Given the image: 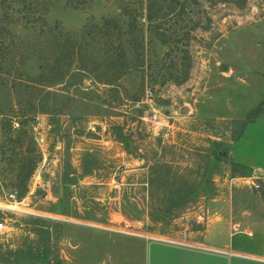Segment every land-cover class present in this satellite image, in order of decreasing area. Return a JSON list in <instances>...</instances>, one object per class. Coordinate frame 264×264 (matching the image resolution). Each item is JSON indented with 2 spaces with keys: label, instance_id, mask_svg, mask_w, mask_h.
<instances>
[{
  "label": "rangeland",
  "instance_id": "rangeland-1",
  "mask_svg": "<svg viewBox=\"0 0 264 264\" xmlns=\"http://www.w3.org/2000/svg\"><path fill=\"white\" fill-rule=\"evenodd\" d=\"M178 1L149 22L146 0H50L48 25L26 26L17 0H0V205L13 192L21 211L7 215L0 264H109L116 236L181 241L220 190L246 222H264V182L231 161L245 125L264 118V0ZM104 18L122 32L135 19L142 44L121 88L73 58L82 44L110 59L119 40L100 33Z\"/></svg>",
  "mask_w": 264,
  "mask_h": 264
},
{
  "label": "crops",
  "instance_id": "crops-1",
  "mask_svg": "<svg viewBox=\"0 0 264 264\" xmlns=\"http://www.w3.org/2000/svg\"><path fill=\"white\" fill-rule=\"evenodd\" d=\"M231 161L264 182V118L245 126ZM220 195L205 206L202 229L181 241L114 237L109 264H264V222H246L234 210L232 193Z\"/></svg>",
  "mask_w": 264,
  "mask_h": 264
},
{
  "label": "trees",
  "instance_id": "trees-1",
  "mask_svg": "<svg viewBox=\"0 0 264 264\" xmlns=\"http://www.w3.org/2000/svg\"><path fill=\"white\" fill-rule=\"evenodd\" d=\"M94 0H66V6L73 9H85L91 5ZM167 0H146V10H147V20L149 22L156 21L158 18L163 15L164 3ZM176 6H182L183 2L178 0H169ZM210 2H218L222 4H234L243 8L248 0H208ZM17 3L20 6V13L23 14L26 26H35L37 24L42 26H47L46 14L49 11L50 0H17ZM169 13H173L176 8L173 6L169 7ZM132 17V15H131ZM157 27V26H156ZM97 29V27L95 28ZM137 30L136 20L133 19L129 25L126 32H122L121 27L114 19L104 18L100 33H103L105 36L114 37L115 33L118 36L117 46L113 43L111 47H107L109 60L103 62H96L91 57H89L84 50L83 45H74L72 47L74 62L77 66V71L82 75L94 76L96 83L99 85H106L115 88H121L119 84L120 80L126 76L133 68L141 67V49L142 44H140L137 39L134 37ZM133 36L132 48L135 50L136 62L130 64L127 62L128 56L127 52L122 45V36L123 35ZM8 35H11L8 32ZM162 35V34H161ZM63 75V74H62ZM61 80L57 81L56 84H62ZM248 124V123H247ZM246 124V125H247ZM245 125V126H246ZM245 128V127H244ZM243 128V129H244ZM238 140V139H237ZM236 140V141H237ZM233 169L242 168L246 169L249 172L252 170L248 169L244 165L237 164L232 162ZM237 172V171H235Z\"/></svg>",
  "mask_w": 264,
  "mask_h": 264
},
{
  "label": "built area",
  "instance_id": "built-area-1",
  "mask_svg": "<svg viewBox=\"0 0 264 264\" xmlns=\"http://www.w3.org/2000/svg\"><path fill=\"white\" fill-rule=\"evenodd\" d=\"M15 127L18 128L19 124H15ZM6 198V202L9 205L1 204L0 206V212L2 213V217H0V236L6 234L9 230H14L15 228L16 222L12 218L7 216L8 213L16 214L15 212H21L20 210H14V207L10 206V204L18 203L16 193L10 192L9 194H7Z\"/></svg>",
  "mask_w": 264,
  "mask_h": 264
},
{
  "label": "water",
  "instance_id": "water-1",
  "mask_svg": "<svg viewBox=\"0 0 264 264\" xmlns=\"http://www.w3.org/2000/svg\"><path fill=\"white\" fill-rule=\"evenodd\" d=\"M225 69H226V66H222V67H221V71H224ZM188 111H189V109L184 108V109L182 110V113H183V114H187ZM256 174H257V175H261V176L263 175V173H261V172H256Z\"/></svg>",
  "mask_w": 264,
  "mask_h": 264
},
{
  "label": "bare ground",
  "instance_id": "bare-ground-1",
  "mask_svg": "<svg viewBox=\"0 0 264 264\" xmlns=\"http://www.w3.org/2000/svg\"><path fill=\"white\" fill-rule=\"evenodd\" d=\"M1 206V205H0ZM14 210H17L16 208H13Z\"/></svg>",
  "mask_w": 264,
  "mask_h": 264
}]
</instances>
